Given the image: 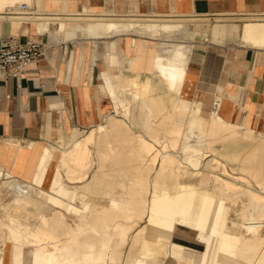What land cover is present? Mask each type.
Wrapping results in <instances>:
<instances>
[{
  "label": "bare ground",
  "instance_id": "6f19581e",
  "mask_svg": "<svg viewBox=\"0 0 264 264\" xmlns=\"http://www.w3.org/2000/svg\"><path fill=\"white\" fill-rule=\"evenodd\" d=\"M51 10L50 0H0V25L14 37L28 22L52 35L160 34L155 68L138 72L135 55L111 53L103 119L47 127L29 178L0 158V264L8 254L11 264H264V103L250 124L244 110L221 112L222 84L213 111L185 95L193 42L176 34L221 38L242 20L243 43L264 47V16Z\"/></svg>",
  "mask_w": 264,
  "mask_h": 264
},
{
  "label": "crops",
  "instance_id": "0c3cea01",
  "mask_svg": "<svg viewBox=\"0 0 264 264\" xmlns=\"http://www.w3.org/2000/svg\"><path fill=\"white\" fill-rule=\"evenodd\" d=\"M66 1L50 0L53 4L51 13L82 12L87 5L90 12H100L103 17L114 18L139 13L153 16L190 15L195 11L194 15L200 13L213 17L264 16V0ZM65 4L74 10H61ZM237 23L240 22L230 21L227 35L221 38L214 37L208 28L206 35L185 34L183 31L176 33L178 37L193 42L182 91L192 98L198 92L205 91V96L214 105L210 109L213 111L219 100L215 89L222 84L226 94L221 112L232 118L244 110L246 121L251 124L260 115L264 103V47L243 43ZM25 25H29V31L25 32ZM37 31L31 23H24L16 37L21 41H42L43 55L32 62L20 78L12 74L0 75V158L16 175L26 178L31 177L38 161L39 144L45 141L47 127L65 122L87 128L103 119L111 109L112 100L102 90V83L108 76L105 70L107 56L111 53L133 54L134 69L149 72L155 68L161 37L160 34L119 30L107 34H88V29L78 27L59 30L57 35L50 34V30ZM10 35L0 25V42L2 37ZM92 51L96 52V57L102 55L95 58ZM241 87L244 89L241 90ZM31 140L37 142L36 146L27 144ZM4 260L2 264H11L9 254Z\"/></svg>",
  "mask_w": 264,
  "mask_h": 264
},
{
  "label": "built area",
  "instance_id": "2783aa9c",
  "mask_svg": "<svg viewBox=\"0 0 264 264\" xmlns=\"http://www.w3.org/2000/svg\"><path fill=\"white\" fill-rule=\"evenodd\" d=\"M21 8L23 11L29 10L28 3L23 2ZM43 47L44 43L36 39L21 41L14 36L2 37L0 42V75L12 74L20 78L27 67L43 55Z\"/></svg>",
  "mask_w": 264,
  "mask_h": 264
},
{
  "label": "rangeland",
  "instance_id": "374dc122",
  "mask_svg": "<svg viewBox=\"0 0 264 264\" xmlns=\"http://www.w3.org/2000/svg\"><path fill=\"white\" fill-rule=\"evenodd\" d=\"M208 16V15H207ZM237 16H239V15H237ZM153 17H155V16H153ZM156 17H162V16H156ZM209 17H211V16H209ZM242 20H238V22H241ZM205 91H200V92H198V95H200V96H202V98L204 99V103H205V108H207L208 110H210L214 105H213V103L212 102H210L208 99H207V97L205 96ZM206 97V98H205ZM111 110V109H110ZM109 110V111H110ZM212 156V154L211 153H208V157H206V159L205 160H207L209 157H211ZM7 259V258H6Z\"/></svg>",
  "mask_w": 264,
  "mask_h": 264
}]
</instances>
